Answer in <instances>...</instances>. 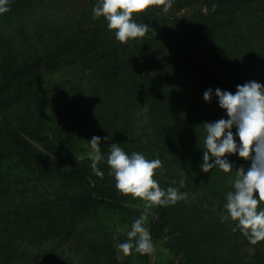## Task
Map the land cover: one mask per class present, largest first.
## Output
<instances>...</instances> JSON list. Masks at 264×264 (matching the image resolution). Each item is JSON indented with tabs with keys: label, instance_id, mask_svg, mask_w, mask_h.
<instances>
[{
	"label": "trees",
	"instance_id": "1",
	"mask_svg": "<svg viewBox=\"0 0 264 264\" xmlns=\"http://www.w3.org/2000/svg\"><path fill=\"white\" fill-rule=\"evenodd\" d=\"M95 3L10 0L0 14V264H264V240L222 220L229 179L250 160L200 168L203 123L227 118L204 91L264 84V0H173L167 11L156 0L133 14L145 36L126 43L92 19ZM111 144L159 158L153 178L188 198L146 208L119 192ZM145 212L155 250L123 256L116 245Z\"/></svg>",
	"mask_w": 264,
	"mask_h": 264
},
{
	"label": "clouds",
	"instance_id": "2",
	"mask_svg": "<svg viewBox=\"0 0 264 264\" xmlns=\"http://www.w3.org/2000/svg\"><path fill=\"white\" fill-rule=\"evenodd\" d=\"M156 0H96L92 8V19L103 18L107 28L121 43L142 38L149 25L138 23L133 17ZM167 11L173 0H158ZM10 0H0V14L9 11ZM213 96L227 118L205 122L201 171L208 173L214 168L224 173L233 171L227 158L235 153L250 166L235 170L230 177L232 190L226 194L223 219L234 221L233 231L239 230L250 243L264 240V84L249 80L236 85L235 92L209 88L203 93V100L211 102ZM235 128V132H233ZM101 137L93 135L87 146L91 149L90 168L102 178L104 172L98 163L105 161L101 152ZM106 157L109 174L114 177L116 189L133 199L146 201L150 206L167 207L186 200L188 193L169 186L161 188L154 179L155 170L162 167L159 158L148 159L141 152L126 153L120 144H111ZM183 186V181H180ZM255 194V195H254ZM147 212L132 221L127 231V239L116 245L123 256L133 252L150 255L155 250L151 232L147 226Z\"/></svg>",
	"mask_w": 264,
	"mask_h": 264
}]
</instances>
